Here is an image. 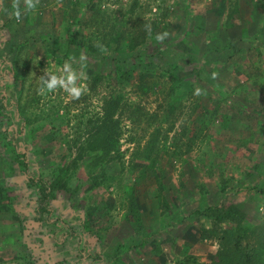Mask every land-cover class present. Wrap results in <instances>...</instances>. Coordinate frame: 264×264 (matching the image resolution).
Instances as JSON below:
<instances>
[{"label": "rangeland", "instance_id": "obj_1", "mask_svg": "<svg viewBox=\"0 0 264 264\" xmlns=\"http://www.w3.org/2000/svg\"><path fill=\"white\" fill-rule=\"evenodd\" d=\"M20 10L0 0V264H210L231 205L261 227L264 0ZM45 71L87 91L41 94ZM111 97L119 142L98 162L83 149ZM29 178L50 192L44 215Z\"/></svg>", "mask_w": 264, "mask_h": 264}, {"label": "trees", "instance_id": "obj_2", "mask_svg": "<svg viewBox=\"0 0 264 264\" xmlns=\"http://www.w3.org/2000/svg\"><path fill=\"white\" fill-rule=\"evenodd\" d=\"M115 41L119 42L117 39ZM98 49L101 50V48H97L93 51ZM48 52L57 57L53 50L48 49ZM120 103V98L111 97L105 101L101 121L90 135L91 137L86 140V148H82L84 151L89 150L94 154V158L98 162L102 158L108 163L112 161L111 154L118 145L120 130L115 115ZM98 156H102V158ZM28 182L29 185L38 189L36 213L38 215L46 214L50 196L49 190L40 179L29 178ZM57 184L59 182H54L52 185L56 186ZM230 207L224 215L219 216L218 229L213 231L218 237L220 251L214 256L210 264H264V222L259 229L253 231L249 226L233 222L230 219L231 217L240 218V213L235 206L231 205Z\"/></svg>", "mask_w": 264, "mask_h": 264}, {"label": "clouds", "instance_id": "obj_3", "mask_svg": "<svg viewBox=\"0 0 264 264\" xmlns=\"http://www.w3.org/2000/svg\"><path fill=\"white\" fill-rule=\"evenodd\" d=\"M25 5L26 12H33L37 9V6L40 3V0H23ZM12 7H13V15L19 19L21 17V10H20V0H12ZM167 33H163L157 36V39L163 41L164 38L167 36ZM101 50H103V46H100ZM71 60V58H70ZM80 61L83 63L86 61V56L83 54L80 56ZM70 61H66L63 66V73L66 72L70 66ZM82 78L86 79L83 72H80ZM215 76V74H214ZM77 79L76 75L69 73L67 75V84L63 78V74L58 76L55 73L45 71V75L40 77L41 86L38 89L41 94L45 92H56L58 89H63L70 97L73 99H79L82 95L85 94L87 91L86 84H80L79 86H71L68 85L73 84V82ZM197 94H199V90H197Z\"/></svg>", "mask_w": 264, "mask_h": 264}]
</instances>
